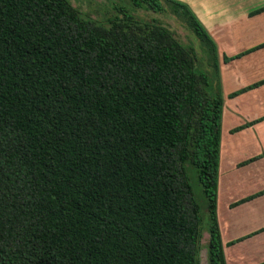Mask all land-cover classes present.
<instances>
[{"label": "trees", "instance_id": "trees-1", "mask_svg": "<svg viewBox=\"0 0 264 264\" xmlns=\"http://www.w3.org/2000/svg\"><path fill=\"white\" fill-rule=\"evenodd\" d=\"M132 3L167 9L212 73L123 7L101 23L68 0H0V264H198L204 230L227 264L215 43L180 2Z\"/></svg>", "mask_w": 264, "mask_h": 264}, {"label": "crops", "instance_id": "crops-1", "mask_svg": "<svg viewBox=\"0 0 264 264\" xmlns=\"http://www.w3.org/2000/svg\"><path fill=\"white\" fill-rule=\"evenodd\" d=\"M175 1L189 8L215 43L223 98L221 126L228 114L231 123L238 120L229 133L245 137L243 159L237 166L246 174L230 176L227 190L236 198L226 206L232 225L224 242L217 213L226 263L225 247H230V260L260 264L264 260H254L264 252V0ZM225 57L230 60L224 61ZM218 185L219 174L217 200ZM240 246L243 249L234 253Z\"/></svg>", "mask_w": 264, "mask_h": 264}, {"label": "rangeland", "instance_id": "rangeland-1", "mask_svg": "<svg viewBox=\"0 0 264 264\" xmlns=\"http://www.w3.org/2000/svg\"><path fill=\"white\" fill-rule=\"evenodd\" d=\"M73 7H75L81 14L84 16L94 19L98 22L104 23L107 18L111 15L116 14V7H123L127 11H129L136 19L140 21H151L156 19L160 21L163 25L168 27L177 39L181 42L182 45L191 46L195 49L197 53L198 65L200 68L208 71L210 74L212 70L206 66V54L202 51L199 40L194 36V34L181 22H179L167 9L164 13H153L151 11H147L144 8H137L133 5L132 0H68ZM201 24V23H200ZM230 107L229 99L225 102V111L228 112ZM227 114V113H226ZM226 118L224 119L223 125L221 126V137H220V149H219V185H218V200H217V208H218V217L219 223L222 230V239L223 242L228 239V235L230 233V214L227 211L226 206L231 202V199L234 197V194L231 193V190L228 191L227 187H229L230 176L235 174H246V170L238 167L237 165L241 162L243 157L241 156V150H244L245 145V137L243 136H234L229 133L231 126L235 125L236 122L231 123L229 120L228 114L224 115ZM240 118V117H239ZM232 129V128H231ZM234 136V137H233ZM232 144V150H231ZM240 146H243L241 148ZM189 175L191 177V181L195 188V194L198 202L202 206V214L204 217V226L206 225V211L205 205L203 201V197L194 183L193 174L191 168L188 167ZM240 188L237 190L239 191ZM235 191V189H232ZM232 195V196H231ZM238 197H241L239 195ZM230 201V202H229ZM207 242H208V233L204 230L202 239H201V247L199 248L197 260L198 264H209L208 260V251H207ZM230 247H225V252L227 255V264H239L237 260H230L231 254ZM242 250L243 248L237 247L234 250V253ZM244 256V255H243ZM264 252L258 253L255 256L254 262H259L260 260H264ZM247 260V259H246ZM251 263V262H250Z\"/></svg>", "mask_w": 264, "mask_h": 264}]
</instances>
